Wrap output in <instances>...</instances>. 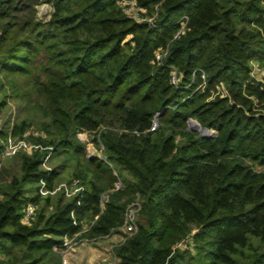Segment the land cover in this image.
I'll use <instances>...</instances> for the list:
<instances>
[{
	"label": "trees",
	"instance_id": "trees-1",
	"mask_svg": "<svg viewBox=\"0 0 264 264\" xmlns=\"http://www.w3.org/2000/svg\"><path fill=\"white\" fill-rule=\"evenodd\" d=\"M123 1L0 0V111L16 98L39 112L45 137L27 138L59 158L46 171L45 151L19 154L0 183V264H62L64 237L83 223L88 238L119 233L136 199L119 264H264V77L250 74L264 69V0H132L145 20ZM30 128L0 129V163L8 137ZM73 179L82 191L70 197L38 192Z\"/></svg>",
	"mask_w": 264,
	"mask_h": 264
},
{
	"label": "rangeland",
	"instance_id": "rangeland-1",
	"mask_svg": "<svg viewBox=\"0 0 264 264\" xmlns=\"http://www.w3.org/2000/svg\"><path fill=\"white\" fill-rule=\"evenodd\" d=\"M51 11H52V6L49 3L42 2L39 5H37L36 17L41 21H46L47 19H49ZM149 20L151 21V18H149ZM250 74L255 80H261L264 77V69L260 68L256 62H253ZM216 92L219 93L220 95H225L226 89L222 85L217 88ZM213 94L216 93L214 92ZM2 96L3 93L0 92V99L2 98ZM24 119L30 121L31 128L37 129L39 127V121L42 120V117L39 114V112L32 109H27L25 104L19 99L7 98V102L5 106L0 111V129L7 131L14 123ZM78 137L80 138L81 141H84L86 143V152L89 156L100 155V149L93 143L92 140L93 135L91 133L88 132L78 133ZM22 153H26L25 149H19L18 153H16L14 156L4 157V158L1 157L0 183L7 181L8 179H10L11 175L19 171L20 160L18 156L19 154ZM58 161L59 158H57L54 154H52V157L49 161V165L53 168L58 163ZM256 169L259 170L261 168L256 167ZM58 182H66V181L59 180ZM33 190L34 189H32V191ZM86 229L88 230V227ZM83 233H81L83 237H77L69 245L63 246L61 249H59V251L63 255L62 264H83L82 261H78L75 255H73V250H72L73 247L75 248L77 246H80L81 243L88 244V246L91 247L93 251H95L94 259L96 261L95 262L96 264L108 263V262L109 264H118L117 258L113 253L114 246L119 244L118 241L111 240L107 237H99L96 239H92L86 237L85 233L84 234ZM119 234L122 235L123 237H117V238L118 239L121 238L122 240L124 239V235H129L122 230L119 232ZM99 251L102 252L101 255L105 258V260H101L100 256H97L96 253Z\"/></svg>",
	"mask_w": 264,
	"mask_h": 264
},
{
	"label": "built area",
	"instance_id": "built-area-1",
	"mask_svg": "<svg viewBox=\"0 0 264 264\" xmlns=\"http://www.w3.org/2000/svg\"><path fill=\"white\" fill-rule=\"evenodd\" d=\"M122 9L127 15H129V16L137 19V20H145L144 17L140 16L139 8L136 6L135 2L132 0L131 1L130 0L123 1L122 2ZM158 54L159 53L156 54V57L159 59L160 54H159V56H158ZM172 82L173 83L176 82V78H175L174 73L172 75ZM156 126H157V120L153 119L152 125L150 126L149 130L153 131ZM27 136L44 138L45 134L40 130L30 128V129L24 131V133L21 137L9 136L6 143H5L1 157L4 158V157L14 156L16 153H18L19 149H25V151L27 153H31L35 150L45 151V153L42 157V160H41V168L46 170V171H50L52 169V167L49 165V161H50L52 154H53V147H51V146L44 147V146L39 145L38 143L30 142L28 140ZM116 186L119 187L120 184L117 183ZM81 191H82V187L79 185V181L77 179H73L70 184H68L66 182H59V183L55 184L52 189H48L45 186V182L43 180H40V182L38 183V192L42 196L54 195L58 192H62V193H64V195L66 197H70L76 193H80ZM140 207H141L140 201L138 199H136L135 201H133L132 203H130L126 207V209L123 213V223H122V226L120 228L122 231H124L125 233H127L129 235L132 234L133 232H135L137 229V220H138V216H139ZM35 210H36V205L28 202L24 206V208L22 209V213L20 216L21 223L25 224V225L30 224L31 220L34 217ZM87 227H88V225L86 223H83L81 231L76 232L71 237H64L62 246L69 245L73 240H75L77 238L76 237L77 235L87 231V229H86ZM88 229H89V227H88ZM183 246H184V244L182 243V241H180L176 244V247H183ZM58 249H60V248L54 247V250H58Z\"/></svg>",
	"mask_w": 264,
	"mask_h": 264
},
{
	"label": "crops",
	"instance_id": "crops-1",
	"mask_svg": "<svg viewBox=\"0 0 264 264\" xmlns=\"http://www.w3.org/2000/svg\"><path fill=\"white\" fill-rule=\"evenodd\" d=\"M80 235L81 234L77 235L76 237H83L82 235L81 236ZM104 237H107L111 240L118 241L119 243L123 241L121 238L120 239L117 238V237H123L119 233H113V234H110ZM72 250H73V255H75L78 261H82L83 264H96L95 263L96 261L94 259L95 251H93V249L89 247L88 244L81 243L80 246H77L75 248L73 247ZM96 254L97 256H100L101 260H105V258L101 255L102 254L101 251L97 252ZM117 263L119 264L118 259H117ZM101 264H109V262L101 263Z\"/></svg>",
	"mask_w": 264,
	"mask_h": 264
},
{
	"label": "water",
	"instance_id": "water-1",
	"mask_svg": "<svg viewBox=\"0 0 264 264\" xmlns=\"http://www.w3.org/2000/svg\"><path fill=\"white\" fill-rule=\"evenodd\" d=\"M188 128L198 131V133L201 136L209 137V136H213L215 134L214 130L200 126V124L195 119H189L188 120ZM118 184H119V182H118Z\"/></svg>",
	"mask_w": 264,
	"mask_h": 264
}]
</instances>
